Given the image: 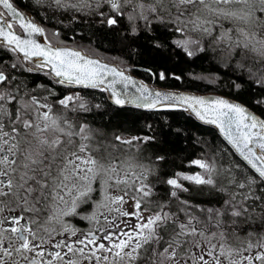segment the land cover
<instances>
[{
	"label": "snow or ice",
	"instance_id": "snow-or-ice-1",
	"mask_svg": "<svg viewBox=\"0 0 264 264\" xmlns=\"http://www.w3.org/2000/svg\"><path fill=\"white\" fill-rule=\"evenodd\" d=\"M21 4L0 0V264H264V0ZM97 34L118 36L126 55L113 63L75 44ZM145 51L224 94L136 80L140 66L121 65ZM94 92L158 118L192 113L225 143L194 140L166 116L135 134L96 126Z\"/></svg>",
	"mask_w": 264,
	"mask_h": 264
},
{
	"label": "trees",
	"instance_id": "trees-1",
	"mask_svg": "<svg viewBox=\"0 0 264 264\" xmlns=\"http://www.w3.org/2000/svg\"><path fill=\"white\" fill-rule=\"evenodd\" d=\"M28 3V0H24V3L21 5L23 6V4ZM69 35L71 34L69 33ZM85 35L86 37L91 36V34L87 33V31H85ZM91 39V46L88 45L87 38L85 40H80L78 37L76 43L84 47H91L95 54L115 63H118L119 61H113V57H122L126 55V53L123 51V46L119 42L118 36L114 38L108 34H97V36L91 37ZM130 65H139V68H133L131 72L137 75L139 78L153 83L158 87L160 86L166 89L177 90L183 89L203 94H206V92L224 94L220 89L216 88L212 84H209L206 80L192 79L187 73L189 71H193V69H189L186 64L181 63L178 60L175 62L171 60L165 61L156 54L145 51L142 57L132 55L131 59L126 60L125 64H122L121 66L125 67ZM149 66L152 67L153 71L163 70L164 68H175L177 74H179L181 71H184L185 76L181 81L170 79L164 82H157L150 79L149 75L143 71L144 67ZM211 67L212 66L207 61H197L194 71L196 73L207 75L206 70L211 69ZM44 79L45 78L42 75L39 76V80ZM93 95L95 97L94 102L102 103L104 105V108L101 112L89 115V120H91L96 126H104L110 131L127 130L128 132L135 134L143 127L146 122L155 123L157 125V130H159V126L165 123L164 117L166 116L168 124L184 127L188 130L190 137L194 140L207 141L208 143H214L216 145L225 143L223 139L217 135L216 131L212 127H207L203 124H200L186 112L162 113L158 118L152 113H147L143 110L135 109L130 106H127L125 109L115 108V106H112L110 102L107 101L106 93L100 94L99 92H94ZM162 147H166L168 150H171L174 147H186L189 152H192L197 151L201 145L198 143L194 144L193 146H189L188 143H185L184 145H177L175 142H170L168 145H163ZM151 151H155L154 146ZM172 158H175V153H173ZM177 162L179 161L177 160ZM197 198L203 199L204 197Z\"/></svg>",
	"mask_w": 264,
	"mask_h": 264
},
{
	"label": "water",
	"instance_id": "water-1",
	"mask_svg": "<svg viewBox=\"0 0 264 264\" xmlns=\"http://www.w3.org/2000/svg\"><path fill=\"white\" fill-rule=\"evenodd\" d=\"M38 39H42V38H38ZM131 74V73H130ZM132 75V74H131ZM133 77L136 79V80H138V81H143L142 79H140L139 77H137V76H135V75H133ZM145 84H147L149 87H152V88H156V89H158V90H162V91H172V92H180V93H185V94H190V95H198V96H205V97H213V96H217V95H221V94H214V93H206V94H200V93H197V92H190V91H187V90H175V89H165V88H163V87H157V86H155L154 84H151V83H146L145 81H143ZM106 96H107V93H106ZM129 106H131V105H129ZM132 107V106H131ZM187 113H189V112H187ZM196 121H198L200 124H203V123H201L199 120H197L196 119V117H195V115L194 114H192V113H189ZM203 125H205V124H203ZM205 126H210V127H212V128H214L215 130H216V132H217V134L223 139V137H222V135L219 133V130L215 127V126H212V125H205Z\"/></svg>",
	"mask_w": 264,
	"mask_h": 264
},
{
	"label": "flooded vegetation",
	"instance_id": "flooded-vegetation-1",
	"mask_svg": "<svg viewBox=\"0 0 264 264\" xmlns=\"http://www.w3.org/2000/svg\"><path fill=\"white\" fill-rule=\"evenodd\" d=\"M22 3H24V0H22ZM21 10L27 13L29 12V9L27 7H23L22 5H21Z\"/></svg>",
	"mask_w": 264,
	"mask_h": 264
},
{
	"label": "rangeland",
	"instance_id": "rangeland-1",
	"mask_svg": "<svg viewBox=\"0 0 264 264\" xmlns=\"http://www.w3.org/2000/svg\"><path fill=\"white\" fill-rule=\"evenodd\" d=\"M76 43V42H75ZM78 44V43H77ZM71 45V44H70ZM79 45V44H78ZM72 46H74V45H72ZM85 48H88L87 46L85 47ZM93 50V49H92Z\"/></svg>",
	"mask_w": 264,
	"mask_h": 264
}]
</instances>
